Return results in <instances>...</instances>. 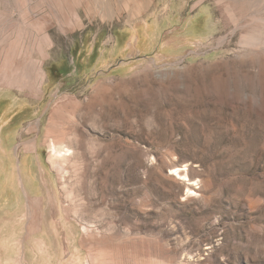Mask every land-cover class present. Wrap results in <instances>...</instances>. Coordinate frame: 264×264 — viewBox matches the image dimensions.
<instances>
[{
	"label": "rangeland",
	"instance_id": "374dc122",
	"mask_svg": "<svg viewBox=\"0 0 264 264\" xmlns=\"http://www.w3.org/2000/svg\"><path fill=\"white\" fill-rule=\"evenodd\" d=\"M0 97V264H264V0H0Z\"/></svg>",
	"mask_w": 264,
	"mask_h": 264
},
{
	"label": "crops",
	"instance_id": "0c3cea01",
	"mask_svg": "<svg viewBox=\"0 0 264 264\" xmlns=\"http://www.w3.org/2000/svg\"><path fill=\"white\" fill-rule=\"evenodd\" d=\"M0 99L5 103H11L9 98L0 97ZM2 103L0 102V115L3 110ZM5 113L10 115L9 106L5 107ZM15 116L14 113V117L8 121L0 116V239L10 238L11 233L15 235L16 232L18 185ZM28 189L32 193V188Z\"/></svg>",
	"mask_w": 264,
	"mask_h": 264
},
{
	"label": "bare ground",
	"instance_id": "6f19581e",
	"mask_svg": "<svg viewBox=\"0 0 264 264\" xmlns=\"http://www.w3.org/2000/svg\"><path fill=\"white\" fill-rule=\"evenodd\" d=\"M193 21H192L191 25L193 24ZM198 24L200 26L197 25V27H196L195 26L196 24H195L194 26L196 28L192 27V28H195V29L194 30L192 29L193 33L190 34V37L188 38V39H191V41L196 39V38H201L204 35V33L206 32L205 31L206 23L205 22H199ZM187 25H189V24H187ZM52 149L55 152L54 154H56V155H58V156H60L61 158H64V159L69 158V157L71 158L72 154L74 153L73 149L70 146H64L63 149H61V150H56L54 147ZM28 173H29V171H28ZM192 184L194 185V183H192ZM189 190H191V188Z\"/></svg>",
	"mask_w": 264,
	"mask_h": 264
}]
</instances>
